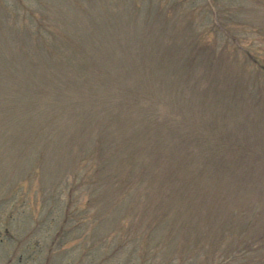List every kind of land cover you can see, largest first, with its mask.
Wrapping results in <instances>:
<instances>
[{
  "label": "rangeland",
  "instance_id": "rangeland-1",
  "mask_svg": "<svg viewBox=\"0 0 264 264\" xmlns=\"http://www.w3.org/2000/svg\"><path fill=\"white\" fill-rule=\"evenodd\" d=\"M0 264H264V0H0Z\"/></svg>",
  "mask_w": 264,
  "mask_h": 264
}]
</instances>
